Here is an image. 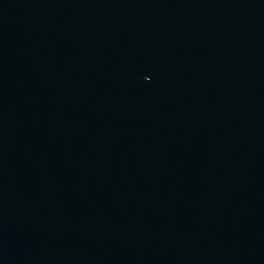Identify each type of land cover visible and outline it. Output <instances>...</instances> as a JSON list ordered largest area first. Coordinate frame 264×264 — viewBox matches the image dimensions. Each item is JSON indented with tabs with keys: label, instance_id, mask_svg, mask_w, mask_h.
Here are the masks:
<instances>
[{
	"label": "water",
	"instance_id": "obj_1",
	"mask_svg": "<svg viewBox=\"0 0 264 264\" xmlns=\"http://www.w3.org/2000/svg\"><path fill=\"white\" fill-rule=\"evenodd\" d=\"M0 264H264V0H0Z\"/></svg>",
	"mask_w": 264,
	"mask_h": 264
}]
</instances>
